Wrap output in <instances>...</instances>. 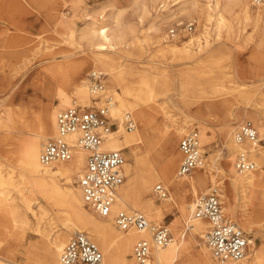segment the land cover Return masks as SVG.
<instances>
[{"label":"rangeland","instance_id":"1","mask_svg":"<svg viewBox=\"0 0 264 264\" xmlns=\"http://www.w3.org/2000/svg\"><path fill=\"white\" fill-rule=\"evenodd\" d=\"M135 1L80 0L77 3L76 0H0V117L2 118L0 124L3 126L0 130V136L10 135L14 138L5 145L0 143V165L4 169H6L8 163L15 165V167L22 164L18 152L22 145L19 139L31 140L34 137L36 130L39 128L38 120L44 106L51 107L55 114L75 105L101 108L107 104L108 99H111L113 105L119 106L116 94L120 95L123 91L130 89L140 90L150 87L159 95L158 104L167 103L168 110L176 115L174 119L175 121L177 119V121L171 123V125L177 131L180 130L178 147L181 137L187 131L198 128L202 138L205 165L213 166L214 162L215 167L219 166L226 169L229 165L230 169L235 168L237 172L236 160L238 153L242 149H247L249 152L252 147L248 145L236 146L234 150L233 146L231 147V143L235 142L234 136L239 125L242 122L250 121L264 134V129L259 124L261 123L260 119L263 118L258 117L259 114H264V41L260 47L258 46L264 37V18L258 24L254 20L245 24L242 18L238 20L237 16L232 15L229 17L232 20V28L230 30L223 28L218 33L216 20L209 23L205 17H199L196 14L193 15L192 19L185 18L180 25H177L176 19L183 7L184 0H171L167 9L161 8L162 5L153 6L150 8V16L140 29H144L156 16L165 18L170 11L171 14L175 13L174 18L170 20V24H176L177 26L172 27L168 34L171 36V32H175V37L171 36L168 41H162V43L153 41L146 43L142 40L139 45L140 49L128 51L126 54L125 52H120L119 55L111 54V64L117 67V70H120L119 82L112 87L114 91L109 90L111 79L108 73H105L104 91L102 93L94 95L90 92L84 103L80 102L79 98L73 97L70 102L62 104L60 91L55 89L54 81L51 80V76L48 74V67L52 63L65 61L64 56L66 54L62 53L63 50L74 54L75 60L79 58L91 59L93 51L84 45L80 48L78 41L74 42L75 40L71 41L68 38L67 31L55 27L54 16L62 13L68 14L67 18L74 23L77 30H81L89 23L87 17H91L92 20L94 18L99 20L104 16L102 21H108V16L119 12L124 13L125 20L137 23L138 16L134 10ZM250 5L252 12L255 13L258 6L254 5V0H251ZM176 8L177 10H175ZM189 27L192 28V32L189 31ZM189 41H193L194 57L183 59L186 57L185 55L167 52L169 50L167 46H182ZM200 49L202 50L200 51ZM102 69L101 66L95 67V64L89 67L84 76L87 83L89 84L88 79L92 71H102ZM162 69L163 73L160 75L159 71ZM154 79H159L164 84L162 86L158 85L154 82ZM71 91V87L64 89V93L67 95ZM134 104L136 103L134 102ZM7 109L22 114V119L19 118L15 125L11 124L7 121ZM122 111L124 115L131 112L123 108ZM131 114L136 125H138L136 113ZM110 116L116 120V126L111 131L119 132L121 128H119L117 119L112 116V113ZM257 121L260 122L257 123ZM164 122L167 123L166 116L160 115L150 134L147 137L144 136L142 143L134 146L132 151H123L126 160L125 165L130 166L131 170V172H128L124 167L126 180L123 190L131 188L132 180L136 174L140 175L146 171L147 179L150 178V166L153 164L155 168L159 169L166 158L167 152L175 150V148L169 147L165 138L160 137L158 128ZM6 126L10 128L11 132L5 130L8 129ZM124 129L128 134L136 133V129L131 132L132 130L127 128L126 121ZM227 131H234L232 137L227 138ZM49 136L48 139L55 136L51 124ZM48 139L43 140L41 144ZM257 149H264V147L258 146ZM249 157L252 158L251 155ZM72 161L77 162L78 158ZM252 161L256 162L255 160ZM181 164L182 161L178 167V172ZM256 164L258 163L256 162ZM208 166L205 170H196L187 176H178L177 179H182L186 184H189L193 179L207 172ZM4 169L3 175H6L7 172ZM213 169L214 181L209 180L206 186L201 188L196 195L189 191L176 192L174 187L164 184L170 197L167 201H159L153 195V189L156 185L163 183L160 181L153 182L146 195L149 197L148 193H150L157 206H166L168 203H173L171 209L165 213L164 218L158 222L141 209H135L132 203H129V209L139 210L151 222L166 225L170 228L175 238V245L162 249L166 252L167 259L171 257L170 252L174 250L176 243L181 240L188 241V235H183L181 238L179 234L186 229L187 218L190 213L189 205L195 204L199 198L214 190H217L222 196L224 185L230 187V181L225 184L222 183V173L215 168ZM80 174L82 173L74 174L72 176L73 182L69 184L65 178H61L60 185L76 190ZM237 174L241 176L238 172ZM11 175L14 176L13 178L16 181L20 179L17 173ZM15 186L19 187L18 189L11 188V196L21 203L18 193L20 185L17 183ZM230 188L235 200L234 203H226L228 211L225 212L251 236L254 241L253 248L259 256L257 264H264V231L258 227L264 224V206L262 213L259 215L258 211L262 209L255 201L256 196H254L259 192L257 190L251 191V204L249 203V207L243 212L241 209L244 208L241 207L239 193H236V188ZM9 189L10 185L0 186V200L5 198L2 192ZM262 196L261 199H264L263 193ZM39 205L49 212L48 216L42 221L44 236L57 231L65 233L64 223L69 218H74V216L86 217L96 224L99 223L98 225H102L107 221L100 219L85 205L72 211L68 199L64 197L56 198V202L53 204H50L45 198L39 197V202L34 208H39ZM121 210L114 211V214ZM245 213L246 215H243ZM37 222V219L31 217L32 228L26 231L14 229L11 226L10 234L13 237L8 238L5 247L6 253L16 264H31V260H37L40 257L44 237L43 234L35 231ZM249 222L252 225V230L247 229ZM108 223L112 225L116 234L120 236L128 234V232L116 228L113 219ZM176 224L180 227H175ZM205 227L208 228L207 224ZM72 234L73 232H68L67 236L71 237ZM17 235H24V238ZM138 240L132 244V251L126 254V260H121L119 257L113 259L111 256L107 258L99 247L105 256L106 264H123L124 261V264H135L132 255L134 244ZM92 241L95 242L94 239ZM190 244L191 247L186 250L177 264H189L190 262L191 264H199V254L202 247L208 251L212 264H219L212 257L206 238L198 236L196 241L191 238ZM250 254L253 253L249 252L248 255ZM166 264L170 263L167 262Z\"/></svg>","mask_w":264,"mask_h":264},{"label":"bare ground","instance_id":"2","mask_svg":"<svg viewBox=\"0 0 264 264\" xmlns=\"http://www.w3.org/2000/svg\"><path fill=\"white\" fill-rule=\"evenodd\" d=\"M76 1L77 3L80 2V0ZM170 1L171 0H136L134 3V10L138 16L137 23L125 20L124 13L119 12L118 14L114 13L108 16V21H102L104 16L99 18V20L95 18L92 20L91 17H87L89 23H87L84 28L81 27V30H77L74 27V23L67 18L68 14L62 13L55 15V27L67 31L68 38L71 41L75 40L74 42L78 41V46L80 48L84 45L93 51L91 59L79 58L75 60L74 54L63 50L62 53L66 54L64 56L65 61L61 63H52L48 67V74L51 76V80L54 81L53 85L55 89L60 91L59 94L62 104L70 102V99L73 97L79 98V101L84 103V100L88 98L90 92L94 95L103 92L91 91L88 87L86 78L84 77L88 68L94 64L95 67L101 66L104 73H108L111 79L109 90L111 92L114 91L112 87L119 82L120 70H117V67H114L111 64V54L119 55L120 52H125L126 54L128 51L140 49L139 45L142 40L146 43L151 41L155 43L168 41L172 36V32L170 36L168 31L172 30V27L180 25L185 18L192 19L193 15L196 14L199 17H205L206 21L209 23L212 22V20H216L217 28L219 29L218 33L221 32L223 28L228 30L232 28V20L229 19L232 15L237 16L238 20L242 18L245 24H248L251 20H254L256 24H258L264 18V4L258 6V9L253 13L250 5L251 0H184L183 7L180 9L178 18L176 19L177 25L170 24V20L174 18L175 13L171 14L169 11L165 18L156 16L148 25H146V27H144V29H140L150 16L151 7L162 5L161 8L167 9L170 5ZM175 10H177V8ZM263 41L264 37L259 42V47L263 44ZM204 47L206 46L204 45ZM167 48L169 49L167 52L172 54L178 53L185 55L186 57L183 59H190L195 55L193 41L186 42L182 46L169 45ZM201 50L202 49H200V51ZM162 73L163 69L159 71L160 75ZM154 82L161 86L164 84V82H161L159 79H154ZM69 87L72 88V91L67 95L64 93V89ZM115 96L119 101V106L112 105L110 108V114L112 113V116L117 119L121 130L119 132H106V150L132 151L134 146L143 142V138H145L144 136L147 137L150 134L151 130L157 123V120L160 118V115L166 116L167 118V123L164 122L162 126L158 128L160 137L165 138V141L168 142L170 148H175V150H169L167 152L166 158L159 169L155 168L153 164L150 166V178L147 179L146 171H144L140 175L136 174V176H134L130 189L123 190V186L120 188L117 202L113 208L115 212L121 209L132 210V208L129 209V203H132L135 209H141L150 217L155 218L158 222L164 218L165 213L171 209L173 203H168L166 206H157L154 202L153 196L150 193H148L150 195L149 197L146 195L148 188L153 182L160 181L163 185L172 186L176 192L179 193H182V191H189L196 195L201 188L206 186L209 180L214 181L213 168H215L222 173V183L225 184L227 181H230V187H233V189L236 188V193H239L240 195L241 207L244 208L241 209V211L245 212L247 210L249 203L251 204V191L257 190L259 194L254 195L256 196L255 201H257V204L262 209L258 211L259 215L262 213L264 206V199H261L263 197L262 193L264 195V149H257L253 146L251 147L252 149L250 148L249 155H251V159L255 160L258 164L256 170L248 175L239 176L235 168L230 169L229 165H227V169L219 166L215 167L216 165H214L213 162V166H208L206 164L203 167L205 170L208 166L207 172H204L202 176H198L189 184H186L184 180L177 179L178 176L180 177L178 167L183 159L180 146L178 147L180 130L177 131L175 127L171 125V123L176 122L177 119L175 121L174 117L176 115L168 110L167 103L158 104L159 95L150 87L140 90L130 89L128 91H123L120 95L116 94ZM132 100L136 104H134V102L132 103ZM121 107L127 111H131L129 113H136L138 124L134 128V130L136 129V133L128 134L126 129H124L125 115ZM263 115L259 114L258 116L259 118L260 116L263 118L260 119L261 123H259L260 121H257L262 129H264ZM56 117L57 114L52 111L51 107L44 106L40 112L38 120L39 128L36 130L34 137L31 140L19 139L22 145L18 152L20 153L22 164L19 167H15V165L8 163L6 169L0 165V186L4 187L10 185L9 190L2 192L5 197L4 200H0V264H16L6 253L5 242L9 237H13V235L10 234L11 226H13L14 229H22L24 231L30 230L32 228L31 217L38 221L35 231L43 234L42 236L44 237L42 253L37 260H31V264H59L61 254L70 238L67 236V233H74L76 231L87 232L90 238L94 239L95 243L102 249L107 258L111 256L113 259L119 257L121 260H126V254L128 252L131 253L132 251V244L137 239L149 237V234L147 231L132 232L134 230H131L127 235L120 236L116 234L112 225L108 223V221L112 220V217L107 219L106 223L98 225L99 223L96 224L88 220L86 217L74 216V218H69V220L64 223L63 229L66 231L65 233H59V231H57L44 236L45 233L42 231V221L48 216L49 212L46 208H42L40 205L39 208H34L39 202V197L45 198L50 204L55 203L56 198L64 197L65 199H68L72 211L85 205L79 187H77L76 190L65 188L62 187L59 182L61 178H65L68 184L72 183V176L74 174L82 173L84 159L86 157L85 152L79 151L77 153V162L71 161L69 163L56 164L55 166L48 168L43 167L39 162L42 145L41 142L48 139L50 124L53 126V130L56 134ZM19 118L22 119V114H17L13 112L12 109H7L8 122L15 125ZM1 119L2 118L0 117V120ZM2 127V124H0V130ZM9 129L10 128L8 127V129L5 130L11 132ZM233 132L234 131H227V138L230 136L232 137ZM11 139L14 138L10 135H1L0 143L5 145ZM72 139L75 141L76 136H73ZM234 143H231L232 145L230 144L231 147L233 146V150L236 146L240 147ZM8 153L10 154L11 152ZM125 168L128 172H131L130 166L127 164L125 165ZM3 169L7 172L6 175H3ZM16 173L20 177L17 181L13 178L14 176L11 175ZM17 183L20 185L18 193L21 198V203L17 202V199L11 196V188L18 189L19 187L15 186ZM230 187L224 185L223 194L221 196L225 211H228L226 203H234L235 200L234 194L230 192ZM194 206V204L189 205L190 213L187 218L186 229L182 230L179 234L181 238L183 235H188V241L181 240L179 243H176V247L170 252L171 257L168 259L165 256V251L162 249H156L153 252L154 261L152 264H166L167 262L170 264H177L185 254L186 250L191 247V238L195 241L198 236L206 238L208 228H206L205 225L207 223L203 220L193 219L192 215ZM243 215H246V213ZM175 227L179 228L180 226L176 224ZM258 227L264 231V224H261ZM247 229L252 230L250 222ZM17 236H22L24 238V235ZM251 243L250 252L253 253L252 255H248L239 263L229 264H257L259 256L253 248L254 241L252 240ZM199 261V264H212L206 248H201ZM189 264H191V262Z\"/></svg>","mask_w":264,"mask_h":264},{"label":"built area","instance_id":"3","mask_svg":"<svg viewBox=\"0 0 264 264\" xmlns=\"http://www.w3.org/2000/svg\"><path fill=\"white\" fill-rule=\"evenodd\" d=\"M262 4L264 0H254L255 6ZM189 31L192 32L191 27ZM172 36H175V32H172ZM105 76L100 70L92 71L88 79L89 89L93 92L104 91ZM112 105L111 99H108L101 108L75 105L60 110L56 118V134L42 144L39 162L45 168L53 167L71 162L79 151L85 152V166L78 180L85 206L100 219L112 217L120 231H147L149 237L141 238L134 244L132 256L135 264H152L153 252L173 246L175 238L168 226L151 222L143 212L127 209L114 214L120 188L126 180V160L123 151L105 149V134L116 126V120L110 116ZM125 121L128 129L136 127L131 113L125 114ZM73 136H76L75 141ZM234 140L242 147H264V134L250 121L239 125ZM179 146L183 155L180 176L203 169L205 154L198 128L187 131L181 137ZM256 168L257 164L250 159L248 150H240L236 160L237 172L245 176ZM153 195L159 201H167L170 197L163 184L154 187ZM194 205L193 219L203 220L208 225L206 243L213 259L219 264L243 261L251 249V236L227 216L218 191L202 196ZM59 264H106V261L88 233L76 231L66 243Z\"/></svg>","mask_w":264,"mask_h":264}]
</instances>
